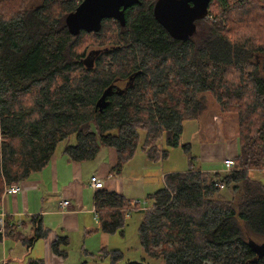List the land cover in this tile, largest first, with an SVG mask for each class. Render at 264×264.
Here are the masks:
<instances>
[{
  "label": "trees",
  "instance_id": "16d2710c",
  "mask_svg": "<svg viewBox=\"0 0 264 264\" xmlns=\"http://www.w3.org/2000/svg\"><path fill=\"white\" fill-rule=\"evenodd\" d=\"M80 2L43 0L40 8L19 7L15 15L0 7V199L4 189L44 170L62 144L60 152L76 163L93 161L101 148L114 149L116 174L135 155L140 130L150 162L167 159L156 147L163 137L165 147L188 154L190 144L179 146L184 122L198 118L205 109L201 96L209 93L240 129L235 169L210 181L193 170L189 157L186 172L166 175L164 187L145 197L139 245L163 264H264V243L256 241L264 238V187L250 171L264 168V33L239 34L232 25L240 19L264 24L262 11L246 0H212L208 9L216 2L220 13L196 21L194 34L180 41L155 21L156 1L141 0L124 12L125 25L115 26L110 50L90 54L93 63L86 66L87 56L76 53L65 25ZM56 3L62 9L52 19L48 11ZM110 22L104 20L101 30ZM118 81H127L126 89L118 90ZM171 84L184 97L174 99ZM165 93L168 100H161ZM215 184L231 189L229 200L218 199ZM93 200L100 231L109 235L122 231L128 209L139 205L105 190ZM32 222V236L21 240L28 248L49 234L39 219ZM66 239L51 244L62 259ZM104 257L109 264L122 260L117 251Z\"/></svg>",
  "mask_w": 264,
  "mask_h": 264
},
{
  "label": "crops",
  "instance_id": "0c3cea01",
  "mask_svg": "<svg viewBox=\"0 0 264 264\" xmlns=\"http://www.w3.org/2000/svg\"><path fill=\"white\" fill-rule=\"evenodd\" d=\"M214 115L208 117L211 126L205 129L209 133L207 139L200 133L201 121L185 122L180 144L191 145L185 157L187 161L192 158L193 170L221 175L223 161L237 156L238 143L229 133L226 135L223 128L220 139L213 140L212 119H217ZM195 124L198 126L193 127ZM61 149L58 148L44 170L30 174L19 184L18 194L2 195L0 212L4 223L0 232V264H100L102 261V264H109V258L101 254L106 251L111 236L100 231L94 194L105 190L122 195L132 204H139L138 207L134 205L135 210L128 214H142L147 205L143 207L137 200L141 197L145 200L146 196L162 189L166 175L183 173L174 170L165 173V162H150L141 147L119 174L111 170L117 163L116 151L112 148H101L93 161L81 163L70 161L60 152ZM166 151L168 162L175 151ZM93 177L102 183L100 189L90 186ZM64 202H68L67 207L62 206ZM34 218L40 220L42 228L48 229L49 234L28 248L21 240L32 236ZM58 237H65L68 241L64 259L51 250L52 242Z\"/></svg>",
  "mask_w": 264,
  "mask_h": 264
},
{
  "label": "rangeland",
  "instance_id": "374dc122",
  "mask_svg": "<svg viewBox=\"0 0 264 264\" xmlns=\"http://www.w3.org/2000/svg\"><path fill=\"white\" fill-rule=\"evenodd\" d=\"M145 3H149L151 0H144ZM156 0H154L155 2ZM229 3L231 5H234L235 2L240 1V0H228ZM247 2H249L250 4H252L254 6V8L256 10L260 9L262 11V16L264 15V0H246ZM82 2V0H81ZM80 2V3H81ZM141 2V0H140ZM41 3H43V0H0V7L2 8V10L8 14H16L15 11L18 10V8L20 7V11H26L28 9H37L40 8V6L42 5ZM79 3V4H80ZM216 3V2H215ZM213 4L211 5V7L207 10L208 14L207 16L204 18V20L206 21H211L213 19V17L215 15H218L220 13L218 9V4ZM55 5V7H51L49 8L48 14L53 15L51 18L53 19V17H57V15H59V13L61 12L60 9H62L61 4ZM135 6V5H134ZM75 10V9H74ZM73 12V11H72ZM70 15V14H69ZM50 17V16H49ZM105 20H111L110 24L108 23L106 27H104V30H100L98 32H87L86 30H81L77 35H75L74 37V45H75V51L77 54H83L86 55V59L88 58V54L91 52H97L98 53H104L108 50H110V48H107L106 46H112L114 43V39L117 38V32H116V27L117 23L115 20L113 19H105ZM203 20V19H202ZM243 20V19H242ZM240 20H236L234 22L235 28L233 27V29L237 30L239 34H256L257 29H261L264 33V24H261L262 22L260 21H248L245 20L243 21V23H239L242 21ZM104 21V20H103ZM102 21V22H103ZM248 21V22H246ZM259 39V36H256ZM85 59V60H86ZM172 76L167 77L169 79V81H171ZM128 84V83H127ZM124 83H121L119 85V87L121 89L118 90H123L124 88L126 89V85H124ZM148 91V90H147ZM147 91H145L146 93H148ZM172 96H174V99H177L179 97H184V91L182 90V88L177 87L176 85L171 84L170 88L167 90ZM205 95L201 96L204 97L205 99V109L203 110V112L198 115V118H196L195 120H188L186 122H191V121H196V123H198L199 121H201L200 123V128L201 129V135L204 138H208V134L206 133L205 129L208 128L209 126H211V123L208 121V117L211 118L210 115H212L213 113L216 114L214 116L217 117L212 119L213 124H212V128L213 130V134H215V138L213 140H216L217 138L220 139V135L223 134V129L225 134L227 135V133H229L231 135V138H233L234 140H238V136L240 133V129L235 128L236 127V121L235 119H233V117L228 116V115H223L224 111H222L221 109L219 110L217 104L215 103L214 99L212 98V95L209 93H204ZM146 99L147 100H152L153 97L151 95V93L146 94ZM161 100H168V95L162 94L158 96ZM169 105L171 104V101L169 103H167ZM222 111V112H221ZM203 120H206V123H204ZM211 120V119H210ZM185 123V122H184ZM198 125L195 124V126L193 125V127H197ZM223 128V129H222ZM184 129V128H183ZM140 137H139V141H138V147H142L141 144H143L144 141V136H145V132L143 131H139ZM183 134V133H182ZM182 136V135H181ZM235 140V141H236ZM71 142H73V140H71ZM165 138H161L157 143H156V147L159 148V150H170V151H175L172 152L170 157V160L168 162H166V160H163V162H165L164 164V171L165 173H167V171L169 170H174L177 172H185L186 169L189 168L188 165V161L187 158L185 157V152L184 149H181V147L179 148H168L167 146L165 147ZM180 143H181V137H180ZM179 143V144H180ZM185 143V142H184ZM238 143V142H237ZM189 144V143H187ZM64 144H62L61 147ZM184 144H180L179 146H182ZM168 156V153H167ZM168 157V158H169ZM227 159V158H226ZM161 162V161H159ZM224 163V162H223ZM195 167L198 168L199 167V163L195 164ZM235 168L232 167V169L230 171H224L221 173V177L223 175V177H225L226 175H229L231 172L234 171ZM264 168L262 169H251V175H254L255 178H257V180H259L260 183H262V186L264 187V174L263 171ZM204 174H207L205 172H202ZM253 173V174H252ZM210 181H213L215 179V176L213 174H207ZM209 181V182H210ZM161 188V187H160ZM159 188V189H160ZM230 194H232L231 189L227 188L225 189L223 184H221L220 186V193L218 194L220 197H218V199H223V200H229L230 198ZM223 196V197H222ZM138 202H140L141 205H143V207L146 204V202L144 201V198H140L137 200ZM137 203V202H135ZM131 210H135L134 208H129L127 212H130ZM141 217L142 214L138 213V212H132L128 215V217L126 218L125 221V226L122 229V231L114 234V235H110L111 237L109 238L110 241L108 242L107 245V249L106 251H102L101 256H104L105 253H111L112 251H117L120 252L122 254V260L120 261L119 264H125L127 262H136L139 264H163L161 260H154V259H149L147 258L143 252L141 251L140 245H139V236H138V227H139V223L141 221ZM256 241H258V243L263 242L264 243V238H256ZM262 246V245H261ZM105 250V249H104ZM107 258V257H105ZM104 261H102L103 263ZM100 263V264H102Z\"/></svg>",
  "mask_w": 264,
  "mask_h": 264
},
{
  "label": "water",
  "instance_id": "95a60500",
  "mask_svg": "<svg viewBox=\"0 0 264 264\" xmlns=\"http://www.w3.org/2000/svg\"><path fill=\"white\" fill-rule=\"evenodd\" d=\"M212 0H157L153 7L155 21L172 39L180 41L192 36L196 30V21L204 19L208 14V6ZM140 0H82L70 15H66L65 25L72 36L81 30L98 32L105 19H113L121 26L125 25L124 12L134 5H140ZM93 53V52H92ZM93 63V57L88 55L84 61L86 66ZM104 96L98 102L99 106ZM260 256L262 252L256 250Z\"/></svg>",
  "mask_w": 264,
  "mask_h": 264
},
{
  "label": "built area",
  "instance_id": "2783aa9c",
  "mask_svg": "<svg viewBox=\"0 0 264 264\" xmlns=\"http://www.w3.org/2000/svg\"><path fill=\"white\" fill-rule=\"evenodd\" d=\"M223 167L225 171H230L232 169V167H234V157H229L227 159H225L223 161ZM264 174V170L262 171ZM90 186L92 188L95 189H100L102 187V183H100L99 181H97L94 177L90 179ZM216 187H218L220 189L221 184H215ZM4 193L3 194H7V195H16L20 192V186L19 184L17 185H12L11 188L8 187L6 189H4ZM62 206L67 207L68 206V202H64L62 204ZM3 217H2V213L0 212V232H2L1 229H3Z\"/></svg>",
  "mask_w": 264,
  "mask_h": 264
},
{
  "label": "flooded vegetation",
  "instance_id": "af4514ba",
  "mask_svg": "<svg viewBox=\"0 0 264 264\" xmlns=\"http://www.w3.org/2000/svg\"><path fill=\"white\" fill-rule=\"evenodd\" d=\"M156 1H157V0H156ZM116 22H117V21H116ZM101 24H102V23H101ZM90 54H92L93 56H95V55L97 54V52H93V53L91 52V53H89L88 55H90ZM121 83H124V85L127 86V81H125V82H124V81H123V82H122V81H118V82L116 83L115 87H116L117 89H121V88L119 87V85H120ZM124 85H123V86H124Z\"/></svg>",
  "mask_w": 264,
  "mask_h": 264
}]
</instances>
